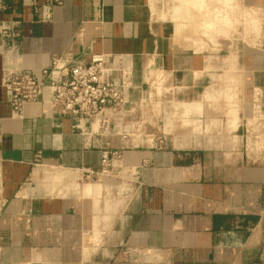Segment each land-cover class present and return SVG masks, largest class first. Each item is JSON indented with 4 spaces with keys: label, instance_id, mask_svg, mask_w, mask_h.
I'll list each match as a JSON object with an SVG mask.
<instances>
[{
    "label": "crops",
    "instance_id": "obj_1",
    "mask_svg": "<svg viewBox=\"0 0 264 264\" xmlns=\"http://www.w3.org/2000/svg\"><path fill=\"white\" fill-rule=\"evenodd\" d=\"M2 1L15 35L0 37V264L264 261V0H233L249 26L244 48L226 43L243 40L237 28L207 47L192 22L171 19V2ZM92 53L130 54L136 84L148 66L163 71L184 93L172 96L178 104L206 106L205 91L223 87L210 75L232 72L235 126L204 109L202 121L216 124L206 134L200 124L192 144L162 132L152 144L101 138L121 156L100 174V150L84 147L70 118L41 103L17 115L2 86L6 71L38 74L54 56L74 65ZM84 168L99 174L81 188Z\"/></svg>",
    "mask_w": 264,
    "mask_h": 264
},
{
    "label": "built area",
    "instance_id": "obj_2",
    "mask_svg": "<svg viewBox=\"0 0 264 264\" xmlns=\"http://www.w3.org/2000/svg\"><path fill=\"white\" fill-rule=\"evenodd\" d=\"M5 10L6 5L0 0V13ZM14 35L12 26L0 20V37ZM167 82L163 71L148 66L142 83L136 84L130 54L92 53L87 62L74 65L54 56L50 66L38 74L23 69L6 71L2 86L17 115H21L26 104L41 103L54 115L70 118L72 129L85 137L84 147L100 150L102 174L112 168L113 159H119L121 153L110 141L101 143V138L115 136L153 143L146 141L151 134L143 127L145 120L140 119L143 112L163 104L162 93L171 94ZM82 173L84 180L99 174L87 168Z\"/></svg>",
    "mask_w": 264,
    "mask_h": 264
},
{
    "label": "rangeland",
    "instance_id": "obj_3",
    "mask_svg": "<svg viewBox=\"0 0 264 264\" xmlns=\"http://www.w3.org/2000/svg\"><path fill=\"white\" fill-rule=\"evenodd\" d=\"M159 1L160 2L162 1L161 4H163L164 6L169 5V3H170V2H168V0H159ZM232 1L233 0H231L230 5L228 4L229 6H231V4H233L232 5L233 8H229L230 11H232V12L227 15V19L230 20V26L226 28L227 30L230 29V32L225 31L226 29H224L223 30L224 33H222L223 32L222 30H220V33H219L218 32L219 27H218V30L215 29L216 27L214 28L216 31H214L212 28V30H213L212 32H211V30H210L211 28H210L209 29L210 33L208 31V32H206L207 34L205 33V31L204 32L200 31V30H203L202 27H200L201 29L196 28V30L198 29V32L197 31L195 32V29L193 30V33L196 37H202L203 38L202 41H205L207 47L215 48L217 46V44L221 43V41L214 40L213 38L215 36H220V35L221 36L231 35V33L235 30V28H237V31H241L244 29L245 33L242 34L243 40L233 41V42L227 41L226 43H228V44L233 43L234 48H235V45H237L239 48H244V47H246V45H249V44L251 45L252 41L250 42V41H248V39H246V37H244L247 35L246 30L248 29L249 26L245 23L246 18L245 19L243 18V10L241 8H239L237 3H235L234 1L232 2ZM208 3H209L208 4L209 6H207V8L205 7L204 9L203 8L200 9L199 13L195 14V15H193L195 10H193L194 8L192 7L193 9L191 8L192 12L190 10L191 14H188L189 15L188 19H187V17L185 18L183 16H179V18L177 16V18L172 19L174 13H172L171 10H169V9L168 10L171 14L172 20H183V21L192 22L194 20L195 21L196 20L201 21V20H199L201 18L203 20H204V18L207 19L208 12L211 13V17H212V14H214L217 11H220L221 7L224 8L223 6L225 5L223 0H209ZM222 4H224V5H222ZM220 5H221V7H220ZM219 7H220V9H219ZM180 8H182V7H180ZM205 9H207L208 11L206 12ZM153 10H154V8H153ZM181 12L183 13V10H181ZM196 12H198V11H196ZM201 14H203V15H201ZM191 15L195 16V19ZM240 15H241V20H240ZM238 25L241 26V28L237 27ZM205 30H207V29H205ZM228 73L233 74L232 72H224L222 74L210 75V78H211V80H213V82H215V83L219 82L223 87L219 88V89L210 88V89L205 91V94L203 96L204 100L209 101V103L207 105H206L207 101H204L206 106L202 105L201 103L200 104H193V105L183 104V103L178 104L177 103L178 99H176V100L174 99L175 100L174 101L172 99V96L175 95V98L177 97L179 99H183L184 93L182 91L178 92L177 94H175L171 91L172 95L169 93H166V94L162 93L160 96L165 95V97L163 98V104L161 103L158 107L155 108V110L153 109V111H147L146 113L143 112L142 118L140 119V120H143V119L145 120V124L143 127H145L147 132L152 135V136L151 135L148 136L146 138V141L150 142V140H153V142H156L157 141L156 138H157L158 134L162 132L167 136V139L172 140L173 143L177 144V145L178 144H180V145L181 144L182 145L183 144H190L193 140H195V142H196V140L198 139L199 134H200L199 131L196 129L199 124H201V127L203 129V131L201 133H204V134L208 133L211 126L216 124L215 121H211V122H207V121L204 122V120L202 121L201 116L204 114L203 113L205 111L204 109H208L209 112L222 113L225 115H229L233 112L231 114V116L233 117V114H236V112H237L236 109L238 107L237 106V104H238V89L236 87V84H237L236 81L238 80V76L233 74L235 77H230L231 78L230 79ZM165 76H166V80L168 81V76L167 75H165ZM234 81H235V83H234V85H232V87H227V90H229L228 88H230V89L233 87L235 88L232 91V92H234L233 94H235V95L232 96L233 98L229 99V98L223 96L222 92L224 90H226L225 88L227 85H230L231 82L233 84ZM209 92L211 94L213 93V97L210 99L207 97V94H208V96L211 95V94H209ZM200 95H201V91L197 92V94H195V97H198V99H199ZM167 100H173L172 101L173 103H168ZM188 105L190 107H192V109L194 111L191 110V108ZM234 105H235V107H234ZM200 107H201V109H200ZM198 111H200L201 113ZM186 119H188L189 121H190V119H193L192 121H194V122L189 124L190 126L186 125V124H188ZM159 120H162V121H159ZM188 135H190L191 137L188 138ZM146 144H148V143H146ZM253 146H255V145L253 144L252 147ZM92 182L93 181H89V180L88 181L87 180L79 181V183L81 184V188L84 185H86L88 183H92ZM120 182H122V180L118 179V183H120ZM81 188H80V190H81ZM118 194H120V190H118Z\"/></svg>",
    "mask_w": 264,
    "mask_h": 264
},
{
    "label": "bare ground",
    "instance_id": "obj_4",
    "mask_svg": "<svg viewBox=\"0 0 264 264\" xmlns=\"http://www.w3.org/2000/svg\"><path fill=\"white\" fill-rule=\"evenodd\" d=\"M256 0H254V2H255ZM168 2H171V7L169 8V10H171L172 11V13H174V15H173V17H172V19H174V18H177V16H178V18H179V16H183V17H187V19H188V17H189V15L188 14H191L190 13V10H191V12H192V9L193 10H195V12H194V14L193 15H195V14H198L199 13V11H200V9H204L205 7L207 8V6H209L208 4V2H209V0H168ZM223 2L225 3V5L224 4H222V5H224L223 7L224 8H222L221 7V5H220V7H221V9H220V7H219V9H220V11H217V12H215L214 14H212V17H211V13L210 12H208V14H207V19H205L204 17V20L201 18V19H199V20H201V21H195L194 19H195V16H192V17H194V21H192V23H193V30L195 29V32L197 31L198 32V29L196 30V28H200V27H202V29L203 30H200V31H202V32H204L205 31V33L206 32H208L209 31V33H210V30H211V32L214 30V31H216L215 29H217L218 30V27H219V30H218V32L220 33V30H224V29H226L227 27H229L230 26V20L229 19H227V15L229 14V13H231L232 11H230V9L229 8H233V4H231V6H229L230 5V3H231V0H223ZM233 2V1H232ZM229 4V5H228ZM151 5H152V3H151ZM183 5V6H182ZM226 6V7H225ZM180 7H182V8H180ZM193 7V8H192ZM153 8V7H152ZM192 8V9H191ZM214 9V8H213ZM150 10H151V8H150ZM181 10H183V13L181 12ZM206 10V12L208 11L207 9H205ZM216 10V9H215ZM196 11H198V12H196ZM187 12V13H186ZM162 14V13H161ZM205 14V13H204ZM165 15V14H164ZM201 15H203V14H201ZM206 15V14H205ZM161 17V16H160ZM163 17V16H162ZM165 18V17H164ZM181 18V17H180ZM186 19V20H187ZM216 27V28H215ZM211 28V29H210ZM212 28H213V30H212ZM215 28V29H214ZM201 29V28H200ZM205 29H207V30H205ZM210 29V30H209ZM221 31V32H222ZM225 31H228V32H230V29H226ZM208 33V34H209ZM222 33H224V31L222 32ZM227 33V32H226ZM207 34V33H206ZM217 34V33H216ZM209 37V36H208ZM198 46V45H197ZM195 74V73H194ZM229 74V73H228ZM233 74H229V78L230 77H235L234 75L232 76ZM194 76V75H193ZM231 79V78H230ZM187 81V80H186ZM233 81V80H232ZM235 82V81H234ZM183 83H185V82H183ZM232 84V83H231ZM230 84V85H231ZM230 87H232V86H230ZM226 90H224L223 92H222V95L223 96H225V97H227V98H233L232 96L233 95H235V94H233L234 92H232L235 88L233 87V88H228L229 90H227V87L225 88ZM208 90V89H207ZM231 90V91H230ZM209 94H211L210 92H209ZM218 95V94H217ZM207 97L210 99V98H212L213 97V93L211 94V95H209L208 96V94H207ZM189 106V105H188ZM200 106V105H199ZM190 107V106H189ZM191 108V110H193L192 109V107H190ZM189 109V108H188ZM200 109H201V107H200ZM198 110V109H197ZM196 110V111H197ZM194 111V110H193ZM201 111V110H200ZM200 111H198V112H200ZM201 113V112H200ZM199 113V114H200ZM233 113V112H232ZM231 113V114H232ZM233 119L232 120H230V121H232L231 122V124L232 125H234L235 126V122H236V119H237V117H236V114H233V117H232ZM200 122V121H199ZM230 123V122H229ZM230 124V125H231ZM200 125V124H199ZM198 125V127H200ZM231 125V126H232ZM198 127H197V129H198ZM233 128V127H232ZM199 130H201V128L199 129ZM205 130V129H204ZM262 142H264V141H262Z\"/></svg>",
    "mask_w": 264,
    "mask_h": 264
}]
</instances>
